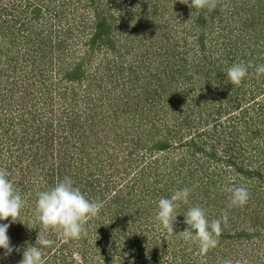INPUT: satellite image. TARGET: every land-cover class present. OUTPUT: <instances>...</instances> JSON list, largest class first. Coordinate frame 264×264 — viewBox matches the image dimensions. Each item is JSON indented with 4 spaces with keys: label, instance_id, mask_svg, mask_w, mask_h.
I'll use <instances>...</instances> for the list:
<instances>
[{
    "label": "rangeland",
    "instance_id": "obj_1",
    "mask_svg": "<svg viewBox=\"0 0 264 264\" xmlns=\"http://www.w3.org/2000/svg\"><path fill=\"white\" fill-rule=\"evenodd\" d=\"M32 1L41 8L35 20H29L30 16L22 14L25 1L0 0V118L3 115H9V119L15 116L20 118L27 111H36L38 123L24 125L26 132L35 134L36 141L33 143H41V150L46 142L51 143L50 149L52 147L56 151L60 147L59 151H62L53 134L60 133L56 116L64 110V105H59L58 90L69 88V83L61 80L59 67L62 64L71 66L81 57H87L84 40L93 30V22L97 17L87 13L90 10L86 7L87 0ZM136 1L139 3V0ZM98 5L95 11L99 10L102 15L104 7L106 13L103 15L114 30L111 37L116 46L122 49L113 52L107 51L104 46L96 47L87 58L90 61L85 63L87 80L91 82V78L96 80L95 83L102 84L99 90L109 95L111 105L114 101L120 103L118 99L124 102L141 100L145 93L137 86L135 79L128 75V63L139 62L143 51H146V54L150 52L151 57L148 59L153 64L167 66L160 70V75L164 76L165 81H171V87L157 97L161 99L163 107H158L157 116L152 121L149 117L141 124H132L131 120L127 122L125 116H128V112L122 111L123 104L117 110L115 105L114 109L122 124L127 123L130 129L133 126L144 131H139L138 141L116 146L114 154L98 148L102 154L87 164L88 168H95L93 162L96 163V175L83 176V180H89L92 186H74L81 187L90 200L102 201L104 206L98 217L88 222L87 235L78 240L64 238L55 230L50 231L49 238L55 243L45 249L46 264H221L223 259H231L234 264L236 261L240 264H258L256 258L264 255V244L257 248L258 237L248 239L239 237L237 233L244 231L252 234L260 230L253 224H264L263 211L257 205L262 201L264 207V188L261 186L263 190H252L251 187L258 182L252 176H245L251 169L264 170V163L260 161L262 154L258 155L257 150L264 149V139L258 134L255 137L252 135L253 138L250 135V140L247 136L251 134L250 130L247 131L250 124L246 125L239 117H235L251 104L264 101V75L257 78L255 74V66L264 64V0H218V15L211 18L208 13H204L205 27L194 23L196 8H190L180 3V0H146L148 9L143 12L138 9L137 13L134 9L138 6L133 0H101ZM21 17L26 21L24 26L20 25ZM151 18L155 20L153 25L148 23ZM57 40L61 41L63 53L50 65L46 62L49 61L47 56H58V53L50 51ZM45 46L46 50L43 49ZM121 54L127 57L124 59ZM240 61L246 64L250 62L253 67L248 69V75L242 83L236 86L230 83L226 72L233 63ZM196 63L197 67L194 65ZM121 66L123 73L119 71ZM198 69H203L204 74L196 72ZM208 69L211 71L208 72ZM108 72L115 76L109 77ZM218 72L221 74L216 77ZM80 87L83 88L82 84ZM204 88L209 97L202 96ZM190 99L193 100L188 105ZM172 102L174 105L170 107ZM110 104L104 109H109ZM201 107L203 110L208 107L209 112L214 111L215 115L210 116V113L208 118L216 116V121L221 119L222 125L226 127L235 125V133L231 137L227 132L226 139L222 137L219 145L215 142L212 147L214 156L208 154L195 161L201 168L185 183V178H181L173 167L175 162L181 166L190 159L191 148L184 142L197 138L204 131L213 137L214 130L209 127L212 122L206 123L204 128L200 124ZM175 108L180 110L173 112ZM150 113H154V109ZM218 115L221 116L218 118ZM111 117L108 118L113 121ZM1 124L8 127L6 123L0 122V128L3 127ZM13 125V131L16 126L17 130L22 128L20 122ZM168 126L171 133L167 132ZM35 127L37 129L34 130ZM17 135H20L19 131ZM43 137L51 140L43 141ZM71 137L77 139L78 135ZM164 139L171 140L168 149L157 151L152 148L156 140ZM71 152L75 154L73 148ZM62 153L71 156L65 150ZM107 155L109 161H103ZM86 156L94 155L90 153ZM45 157L47 160L39 159L37 165L33 166L35 170L32 168L21 172L19 168H12L13 173H10L9 179L24 184L25 190L21 189L20 192L26 205L21 211V222L11 223V218L0 221L9 223L7 235L14 248L7 256L4 255L5 250L0 248V259L4 264H18V255H23L27 246L35 245L39 228L34 223L36 193L56 182H47L44 173L36 168L55 165L53 158ZM72 157L75 163L85 165V161H80L77 154ZM140 159L135 169L132 163ZM227 159H232V163L225 162ZM241 165L244 173L238 170ZM162 168L166 169L167 175L162 173ZM146 177L151 179L147 186ZM151 181L158 184L153 186ZM206 183L208 187H205ZM240 185L247 187L250 192L247 204L228 208L231 196L228 189ZM149 186L155 194L152 200L150 196L146 197V188ZM184 187H190L193 191L187 204L180 203L178 211L181 213L174 224V234L168 235L155 220L157 202L161 197L170 198L175 190ZM116 196H119L120 203L112 202ZM122 202L125 203V209L120 210ZM195 205L206 210L209 221L219 219L222 211H228V222L221 225L219 244L206 255L200 253L197 243L185 240L180 233L188 227L184 223L183 212ZM110 206L114 212L119 210V216L123 215L119 220L123 221H118V226L111 228V237L105 232L110 227H104L108 217L114 213ZM249 213H254L255 217L257 215L262 222L252 221ZM147 218L149 222L142 223ZM34 226L37 228H32ZM101 237L100 243L97 242Z\"/></svg>",
    "mask_w": 264,
    "mask_h": 264
},
{
    "label": "trees",
    "instance_id": "obj_2",
    "mask_svg": "<svg viewBox=\"0 0 264 264\" xmlns=\"http://www.w3.org/2000/svg\"><path fill=\"white\" fill-rule=\"evenodd\" d=\"M25 1V7L22 10V14L25 13L29 17V20H35L38 19L39 17V12L41 10L38 5H34L32 0H23ZM101 0H87L86 7L90 9L87 11L88 14L91 13V15L96 16L97 19L94 20L93 23L94 27L93 30H90V34L86 36V39L84 40V44L87 45L86 51L88 53L87 57L83 56L81 57V60H78L71 66H64L63 64L59 67L61 69L60 77L61 80H65L66 83H69V88H61L58 90V101L59 105H64V110H62L59 114V116H56L57 123L59 124L58 131L60 132L59 134H53L56 139H58V144L63 148V150L67 151L71 156L68 157V155L63 154V150L59 151L60 147L58 150L50 149L51 143H45L43 146L42 150L39 148L40 144L38 142L33 143L36 141L34 138V135L32 132L28 133L26 132L24 126L26 123H33L37 121L38 123V117L39 115L36 114V111L30 110L31 112L29 113L28 111L25 112V116H15L9 119V115H3V118H0L1 123H6L8 125L0 128V167H5L9 173H13V169H18L23 172L27 170H30L37 165V161L39 159H42L43 161L47 160L48 156L49 158H53V162L55 165H44L43 168H40L37 166L36 168L40 169L42 171L44 178L46 179L47 182L52 183L57 180V178H63L65 175L70 176L73 181L75 182V185H82V184H87L88 186H92L91 183H89V180H83V176H92L94 177L96 175L94 169L96 167V163L93 162L95 165V168H88L90 161L93 160L94 157L99 156L102 154L101 151H98V148H102L105 150L109 151L111 154H114V148L116 146H122L123 144L126 143H132L133 141H138L139 137L137 136L138 134L143 133L144 130H140L137 128H134L133 126L130 127L128 124H122L119 121V114H117L116 110L118 107L123 104L122 111L128 112V116H125L127 118V122L131 120V123L134 124V122L142 123L144 120L147 118L151 117L152 121L156 116L158 112V107H163L161 103V99H157V97L161 96V92L166 93L167 89L171 87V81H165L164 76L160 75V70H162L163 66L158 65V64H153L150 59L151 55L150 52L146 54V51H143L144 53L142 54L139 62H130L128 63V70L130 73V77L132 79H135V82L138 87L141 88V90L145 93L142 96L141 100L138 101H121L120 103L114 101L112 105L110 104V98L109 95L106 94L104 91H101L102 84L101 83H95L93 79L90 78L91 82L87 80V67H85V63L87 61V58H89V55L92 54L95 51V48L99 47H106L107 51H113V52H119L120 49H122L121 46H116L115 41L112 39V32L113 26L112 24L108 21V19L103 15L106 13V10L102 9V15L99 11H95V7L99 6L98 2ZM135 5L138 7L135 10L137 13V10L139 9L140 11H145L148 9V6L146 5V0H139V3H137L136 0H133ZM97 5L95 6V4ZM190 4V3H189ZM32 5V6H31ZM113 5V4H112ZM29 8H32L31 10L28 11ZM101 8V7H100ZM184 8V7H182ZM219 6L216 7L215 10L213 11H208L207 9H196L197 13L194 14L195 17L194 23H196L198 26L205 27L206 24V18L204 16V13H208L211 18H214L215 15L219 14ZM251 9V8H250ZM138 10V11H139ZM131 13V10H129ZM184 12V11H183ZM54 14H57L55 12ZM20 25L24 26L26 21L20 18ZM99 19V20H98ZM154 18H151L148 23L152 24ZM252 22L254 23V18H252ZM251 22V23H252ZM153 25V24H152ZM49 30H52V28H49ZM64 30V29H63ZM69 31V30H67ZM66 31V33H68ZM66 40V38H65ZM202 48H203V42L200 40ZM67 42L65 43V45ZM127 45H124L126 47ZM44 50L47 49V46L43 48ZM63 46L61 44L60 40H57L56 43L53 45V48H51L50 51H53L58 53V56H52L51 55L47 58L46 62L49 63L50 65L53 63V61L58 60L61 56H59L61 53H63ZM202 50V49H201ZM83 54V53H82ZM155 55V53H154ZM175 55V54H174ZM44 56V55H43ZM121 57H124V59L127 57L125 54H121ZM155 57V56H154ZM48 64V66H49ZM59 64V63H58ZM109 65V64H108ZM196 67L198 66V63L194 64ZM119 70L120 72H124L122 70V66ZM178 71V70H177ZM211 70L208 69V72ZM171 72L173 73L174 71L171 69ZM196 72H202L204 74L203 69H198ZM206 71V74L209 75ZM118 71L116 72V74ZM182 73V72H181ZM220 72L216 74V77L220 76ZM109 77H114V74H109ZM202 75V74H201ZM113 79V78H110ZM113 81V80H111ZM83 86L81 88L80 86ZM99 91H97V89ZM137 88V87H136ZM209 93L206 92L204 88V94L202 96L209 97ZM80 95V96H79ZM188 96L186 97V99ZM166 99V98H164ZM189 99V98H188ZM187 99V100H188ZM193 99H190L188 101V105L192 102ZM110 104L109 109H104V107ZM215 104V103H212ZM116 105V110L114 109ZM174 103H170L169 106H173ZM179 107V106H177ZM212 107V106H211ZM154 109V113H150ZM208 107L203 110V108H200V119H201V125L202 128L206 125L208 122H212V125L209 126L210 128H213L214 132H212V136L214 139L212 140L213 137H210V133H206L204 131L203 134H198L197 138H192L188 140L187 142H184L186 146L191 148V156L188 162L183 163L181 166L179 164H173L172 166L174 169H177V174L181 176V178H185L184 181L185 183H188V180H191V177L196 174L197 171L200 170L201 165L195 161H198V159L202 156H214L215 155V150L212 149L214 146L215 142H218V145L222 142V137L226 139V133L228 132V135H233L235 133V125H230V126H224L221 123V119L216 121L217 117L211 118L210 116H214L215 114L213 112L207 111ZM219 110L221 109L218 108ZM177 110H180V108H175L173 112H176ZM218 110V111H219ZM106 111L108 113L106 114ZM216 111V110H215ZM211 113V114H210ZM113 114L115 115L113 117ZM210 114L209 118L208 115ZM38 115V116H37ZM112 115V117H111ZM132 115V117H130ZM111 117L113 121H111L108 117ZM221 116V115H220ZM218 115V118L220 117ZM248 116V117H247ZM239 117L240 120L243 121L244 124H250L249 130L251 131V134L247 135L249 136V139L253 138L252 135H257L260 134L262 139H264V101L261 102L260 104L258 103H253L247 108H245L244 111H240V113L235 117ZM107 118V119H106ZM133 118V119H132ZM246 119V120H245ZM19 121L22 124V128L17 130V126L14 129L13 124H18ZM134 120V121H133ZM232 120V119H231ZM48 123V122H47ZM209 124V123H208ZM207 124V127H208ZM245 126V125H244ZM10 127L12 128L10 130ZM128 127V128H127ZM231 128V129H229ZM247 128V127H246ZM37 129V127L34 128V130ZM17 131H19L20 135H17ZM140 131V132H139ZM167 132L171 133V129L169 126L167 127ZM253 132V133H252ZM10 133H14L12 136ZM155 134V132H151ZM224 133V135H222ZM78 135V138L76 139L75 137H71L73 135ZM251 135V138H250ZM114 136V137H113ZM41 137V136H40ZM53 137V136H51ZM232 137V136H231ZM176 138H179L176 136ZM43 141H46L44 137L42 138ZM51 140V139H48ZM47 140V141H48ZM42 141V142H43ZM171 140H156V142L153 144V149L157 151H164L170 147ZM249 143V142H247ZM64 145V146H63ZM73 148V152L77 154V157L79 156L80 161H85V165H79V163H75L73 160L75 157V154L71 152V149ZM40 149V150H39ZM95 149V150H94ZM212 149V150H211ZM258 150V155H261V162L264 163V149ZM85 156H84V154ZM92 154L93 157L86 156L89 154ZM209 154V155H208ZM111 156V155H110ZM216 157V156H215ZM108 155L101 160L106 161L108 160ZM231 158V157H230ZM73 159V160H72ZM139 161H134L132 165L136 169L138 166ZM109 161V160H108ZM232 159H227L225 162L232 163ZM87 162V163H86ZM78 165V166H76ZM26 164V166H25ZM42 165V161H41ZM80 168V171L78 170ZM245 169V168H244ZM33 170H35L33 168ZM238 170L241 173L243 172V166H239ZM37 171V170H36ZM30 172V171H28ZM97 172V171H96ZM205 172V171H204ZM246 172V169H245ZM162 173L164 175H167L166 169L162 168ZM28 174V173H27ZM82 174V175H81ZM247 177H254L255 181L258 182V184H254L251 189L255 190L257 188H264V170L263 169H251L247 172ZM10 178V176H9ZM150 177L145 178V186L148 185ZM148 181V182H147ZM157 182L153 184L151 181L150 184L153 186H156ZM16 187L19 190H25L24 184L23 183H17L15 182ZM189 185V184H188ZM87 186V187H88ZM209 184L206 183L205 187H208ZM81 188V187H80ZM261 188V190H263ZM87 189V188H85ZM131 194V192H129ZM150 196L151 200L155 196V194L152 193L150 190V186L146 188V197ZM119 199V196H116L113 198L112 202L116 203ZM117 203H120L119 201ZM123 206L120 207V210L125 209L124 202ZM259 210L262 209L263 215H264V207L262 206L263 203L262 201L257 203ZM110 209H112V212H114L112 206H110ZM257 208L253 210L255 212ZM117 212V213H116ZM116 213V214H114ZM108 217V221L106 224H104V227L108 228L110 227L109 230H106L105 232L107 235H110L111 237V228H115L113 226H118L119 221L121 217L119 216V210L115 211ZM249 218L252 221L258 222L262 220L257 218V215L255 217L254 213H249ZM209 219V218H208ZM149 219H143L142 223H148ZM119 221V222H118ZM152 222V221H151ZM117 224V225H116ZM262 225V224H261ZM260 224H253L254 227L260 228L259 231L250 234L249 232H244L240 231L237 233L239 237H246L248 239H251L252 237H258L259 241H257L258 247L260 248L262 244H264V224L261 226ZM221 237V236H220ZM102 237L97 241L100 243ZM264 249V246L263 248ZM256 260H258V264H264V255H259L257 256ZM23 258V255L19 254L18 255V261L17 263L19 264V261ZM49 261H51L49 258H47ZM0 264H4L2 260L0 259Z\"/></svg>",
    "mask_w": 264,
    "mask_h": 264
},
{
    "label": "clouds",
    "instance_id": "obj_3",
    "mask_svg": "<svg viewBox=\"0 0 264 264\" xmlns=\"http://www.w3.org/2000/svg\"><path fill=\"white\" fill-rule=\"evenodd\" d=\"M180 3L187 4L190 8L216 9L218 0H180ZM253 67L249 62L243 61L233 63L226 72L231 84L239 86L248 75V69ZM257 78L264 75V64L255 66ZM10 173L5 167H0V221L11 218V223L18 220L21 222V211L26 205L20 190L15 182L9 179ZM75 182L70 176L65 175L62 179L57 178L56 182L45 190H38L34 209L35 224L39 225L35 245H29L23 251V258L19 264H46L45 249L51 248L55 241L49 238L50 231H58L67 239L78 240L87 235V224L90 220L98 217L104 203L99 200H90L79 187L74 186ZM193 191L190 187L177 189L169 197L159 198L158 210L155 220L160 223L168 235L174 234V224L180 203H188V198ZM231 193L228 208L233 206H244L250 198L247 187L240 185L229 188ZM184 223L188 227L180 232L185 240L193 241L199 246L201 254H207L209 250L219 244V237L222 234V223L228 222L227 209L222 211L219 219L209 221L206 210L199 205L188 208L183 212ZM9 223H0V248H3L4 255H10L14 248L10 244L7 235ZM37 228V227H32ZM221 264H234L231 259H223ZM235 264H240L236 261Z\"/></svg>",
    "mask_w": 264,
    "mask_h": 264
}]
</instances>
